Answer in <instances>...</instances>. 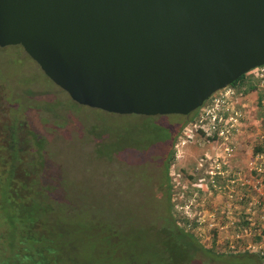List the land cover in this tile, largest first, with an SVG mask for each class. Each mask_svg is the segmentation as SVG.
Returning <instances> with one entry per match:
<instances>
[{
	"label": "rangeland",
	"instance_id": "1",
	"mask_svg": "<svg viewBox=\"0 0 264 264\" xmlns=\"http://www.w3.org/2000/svg\"><path fill=\"white\" fill-rule=\"evenodd\" d=\"M251 78L231 87L239 132L228 142L205 138L193 127L199 108L181 119L168 161L170 142L159 138L178 130L176 118L79 106L20 46L0 47V127L35 163L62 264H264V174L249 170H264V107ZM216 167L222 174L211 177Z\"/></svg>",
	"mask_w": 264,
	"mask_h": 264
},
{
	"label": "water",
	"instance_id": "2",
	"mask_svg": "<svg viewBox=\"0 0 264 264\" xmlns=\"http://www.w3.org/2000/svg\"><path fill=\"white\" fill-rule=\"evenodd\" d=\"M8 46L79 106L188 116L264 66V0H0Z\"/></svg>",
	"mask_w": 264,
	"mask_h": 264
},
{
	"label": "trees",
	"instance_id": "3",
	"mask_svg": "<svg viewBox=\"0 0 264 264\" xmlns=\"http://www.w3.org/2000/svg\"><path fill=\"white\" fill-rule=\"evenodd\" d=\"M244 78L245 76H242L230 87H235L239 82H241L240 85H243ZM254 88L250 85L244 90V93L252 91ZM261 106L263 108L262 104ZM147 118L154 119L156 117ZM172 118L177 119L178 130L170 134L168 129H164L166 135L159 138L170 142L166 159L168 161L178 132L183 129L185 123L181 120V116H172ZM38 143L36 144L37 152L40 151ZM21 150L14 132L11 130L7 135L3 134V128L0 127V221L2 222L0 251L2 246L7 245V248H10L16 257L14 264H62L59 249L55 247V244L52 245L54 239L56 241L60 236L55 234L57 231L55 232L52 221L47 219V212L41 209L40 190L42 189H38L34 185L37 179V175L33 171L36 167L35 163L33 159L26 160V157L21 155ZM165 171L167 174V167ZM171 224L173 223L171 222ZM174 229L181 232L176 226L174 228L170 225L171 232ZM15 234L24 235H21L19 239ZM175 235L171 237L170 241L178 245ZM185 235L192 237L191 234ZM18 240L20 243L17 242ZM165 245L168 250V243ZM179 259L180 262L183 261L185 255H180ZM4 260L3 255H0V264H8Z\"/></svg>",
	"mask_w": 264,
	"mask_h": 264
},
{
	"label": "built area",
	"instance_id": "4",
	"mask_svg": "<svg viewBox=\"0 0 264 264\" xmlns=\"http://www.w3.org/2000/svg\"><path fill=\"white\" fill-rule=\"evenodd\" d=\"M251 81L257 88L259 92L258 97L261 98L260 102L264 107V66L252 70ZM235 96L236 92L231 87H227L212 95L198 113L197 120L193 125L195 131L200 132L205 138L211 141L228 142L231 140L239 132L241 126L240 119L242 118L241 113L235 109V105L233 104ZM224 148L225 152L229 150L227 146ZM263 157V155H260L257 159L259 158L260 161ZM251 165H253V163L248 162L246 169L248 170ZM260 165L262 164L260 163ZM249 170H254L259 177L264 174L262 168H253ZM209 174L211 177H214L222 173L218 172V167H216L215 171H210ZM262 180H257L256 185L261 186ZM230 182L233 185L235 184V181ZM248 182L249 180L245 179L244 182V179H242L241 186L245 187ZM254 189H256V186H254Z\"/></svg>",
	"mask_w": 264,
	"mask_h": 264
},
{
	"label": "flooded vegetation",
	"instance_id": "5",
	"mask_svg": "<svg viewBox=\"0 0 264 264\" xmlns=\"http://www.w3.org/2000/svg\"><path fill=\"white\" fill-rule=\"evenodd\" d=\"M206 102H207V101H206ZM206 102H205L204 104H206ZM204 104H203V105H204ZM202 107H203V106H202ZM202 107H201V108H202ZM198 113H199V112H197V114H198ZM190 115H193V113L189 114L188 116H190ZM188 116H181V117L184 118V117H188Z\"/></svg>",
	"mask_w": 264,
	"mask_h": 264
}]
</instances>
